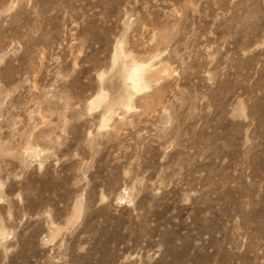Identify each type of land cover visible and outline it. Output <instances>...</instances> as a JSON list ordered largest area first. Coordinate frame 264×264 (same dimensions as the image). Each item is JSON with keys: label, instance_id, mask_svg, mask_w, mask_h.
I'll return each instance as SVG.
<instances>
[{"label": "rangeland", "instance_id": "rangeland-1", "mask_svg": "<svg viewBox=\"0 0 264 264\" xmlns=\"http://www.w3.org/2000/svg\"><path fill=\"white\" fill-rule=\"evenodd\" d=\"M0 264H264V0H0Z\"/></svg>", "mask_w": 264, "mask_h": 264}, {"label": "bare ground", "instance_id": "bare-ground-1", "mask_svg": "<svg viewBox=\"0 0 264 264\" xmlns=\"http://www.w3.org/2000/svg\"><path fill=\"white\" fill-rule=\"evenodd\" d=\"M142 70V67L135 66L128 73L127 77L131 81L132 86L137 88L139 85V73Z\"/></svg>", "mask_w": 264, "mask_h": 264}]
</instances>
